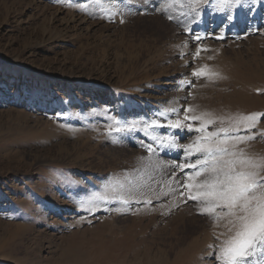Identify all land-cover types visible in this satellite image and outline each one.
Masks as SVG:
<instances>
[{
	"label": "rangeland",
	"instance_id": "obj_1",
	"mask_svg": "<svg viewBox=\"0 0 264 264\" xmlns=\"http://www.w3.org/2000/svg\"><path fill=\"white\" fill-rule=\"evenodd\" d=\"M0 264H264V0H0Z\"/></svg>",
	"mask_w": 264,
	"mask_h": 264
},
{
	"label": "bare ground",
	"instance_id": "obj_2",
	"mask_svg": "<svg viewBox=\"0 0 264 264\" xmlns=\"http://www.w3.org/2000/svg\"><path fill=\"white\" fill-rule=\"evenodd\" d=\"M227 111V110H226ZM233 113V112H232Z\"/></svg>",
	"mask_w": 264,
	"mask_h": 264
}]
</instances>
